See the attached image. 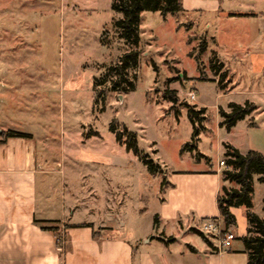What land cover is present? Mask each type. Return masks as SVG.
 <instances>
[{"label":"rangeland","instance_id":"obj_1","mask_svg":"<svg viewBox=\"0 0 264 264\" xmlns=\"http://www.w3.org/2000/svg\"><path fill=\"white\" fill-rule=\"evenodd\" d=\"M112 1L0 0V67L25 104L21 119H43L46 160L55 170L47 179V194L66 202V222L94 223L98 229L101 221L119 226L120 218L131 243L154 250L160 231L153 223L164 178L171 183L197 179L208 162L222 168L224 144L242 154L255 150L264 155V0H184L191 9L165 19L144 11L137 47L119 38L114 23L122 15L112 11ZM203 40L200 73L194 56ZM132 49L141 52L138 69L129 74L136 73L135 90L106 91L105 100L95 104V91L108 86H98L99 81ZM212 58L222 64L217 76L210 68ZM225 71L226 89L221 90L219 76ZM167 91L177 103L164 98ZM232 102H250L256 110L227 132L219 126V110L228 111ZM183 104L206 109L207 119L195 124L197 152L203 155L199 161L196 151L180 153L194 131ZM113 121L119 131L136 134L139 156L116 142ZM144 155L163 173L150 175L140 158ZM251 198V211L264 219V184L257 175ZM74 205L71 217L69 206ZM235 209L240 212L231 231L239 245L248 223L242 220L243 207ZM145 237L150 245L138 239ZM208 238L217 245L218 239ZM192 240L198 247L203 243L197 236Z\"/></svg>","mask_w":264,"mask_h":264},{"label":"crops","instance_id":"obj_2","mask_svg":"<svg viewBox=\"0 0 264 264\" xmlns=\"http://www.w3.org/2000/svg\"><path fill=\"white\" fill-rule=\"evenodd\" d=\"M181 1L183 10L191 9V4ZM6 74L0 67V131H17L30 138H8L0 143V264H247L240 241L220 249L219 242L216 245L210 240L209 247L195 232L203 222L219 220L217 195L223 187L234 188L233 183L223 180V167H203L198 171L199 179L167 181L156 211L161 234L152 237L158 242L154 250L131 243L124 235L126 223L120 218L119 226L101 221L98 229L94 223L66 222V202L47 194V179L55 170L46 160L43 119H28L27 123L21 119L27 114L25 104ZM34 122L37 128H26ZM69 208L72 217L76 206ZM239 210L231 209L236 219ZM245 213L243 208V222L247 220ZM82 224L90 227L78 226ZM53 226L56 231L43 229ZM166 226L171 229L167 231ZM192 236L203 243L199 247L192 244ZM138 239L145 245L151 241ZM176 245H180L178 250H174Z\"/></svg>","mask_w":264,"mask_h":264},{"label":"trees","instance_id":"obj_3","mask_svg":"<svg viewBox=\"0 0 264 264\" xmlns=\"http://www.w3.org/2000/svg\"><path fill=\"white\" fill-rule=\"evenodd\" d=\"M111 9L114 12L120 13L122 17L115 21L114 25L118 31V36L125 43L137 47L140 43V21L141 13L144 11L159 12L165 19L168 15L177 16L183 11L181 0H113L111 3ZM189 25L185 27L189 30ZM206 42L201 41L197 46V55L194 56V60L197 64V68L202 73L201 55L205 51ZM141 52L138 49H132L129 52L123 54L118 63L109 67L107 71V78L99 81L98 86H102L108 83V86L95 91L94 103L97 104L99 100L104 101L106 91H112L116 93H129L136 88V73H133L132 77H129L130 72L137 70L139 66ZM215 54V53H214ZM193 56V52H189V57ZM215 58V56H214ZM215 59H211V70L217 76L222 68V64L216 65ZM227 71L223 72L219 76L218 86L221 90H225L226 86L223 83L227 78ZM165 99H168L172 103H177L178 99L171 91L165 92ZM188 110V118L193 124L194 131L192 133L191 140L182 145L180 153L185 151L195 153L196 161H199L203 155L197 152V142L199 140V130L196 127L202 125V122L207 119L204 115L205 108L196 109L188 104H183ZM228 111L223 109L219 110L221 122L220 128H224L229 132L239 121H242L249 117L255 110L256 106L253 103L246 102L244 105L229 103ZM252 124V123H251ZM110 129L115 133L116 142L119 145L125 147L126 151L132 152L134 155L139 156V149L137 143V136L134 132H130L127 129L122 131L118 130V127L113 121ZM0 143L4 142L8 138H30V135L17 132V131H0ZM224 156L225 167L222 171L223 180L236 185L234 188L223 187L221 192L217 195V208L219 212V220L222 224L223 233L231 231L236 226V218L231 213V208L243 207L246 211L247 219V234L240 238V242L243 246V253L247 255V264H264V220L254 214L252 209V193H253V175L258 176V181L264 184V155L258 151L250 150L246 154H242L238 149L229 144H224ZM143 164L146 166L150 175L162 174L163 169L155 163L149 156L140 157ZM209 165V162H208ZM167 184L166 179L161 183L160 191L163 190ZM264 211V198L262 200ZM216 220V219H210ZM154 226L158 227L159 220L157 215L154 216ZM79 227L90 225L82 224ZM47 231H56V227L43 228ZM195 232L203 239V241L212 247V244L207 236L200 231ZM171 241V240H169ZM192 252H195L190 247Z\"/></svg>","mask_w":264,"mask_h":264},{"label":"built area","instance_id":"obj_4","mask_svg":"<svg viewBox=\"0 0 264 264\" xmlns=\"http://www.w3.org/2000/svg\"><path fill=\"white\" fill-rule=\"evenodd\" d=\"M196 94L190 93L189 99L195 100ZM219 166L225 167L224 161H219ZM199 231L205 235L210 236L211 238L218 239L220 243V249H229L232 242L235 240V235L232 231H227L223 233V228L220 220H207L202 223L199 227Z\"/></svg>","mask_w":264,"mask_h":264}]
</instances>
